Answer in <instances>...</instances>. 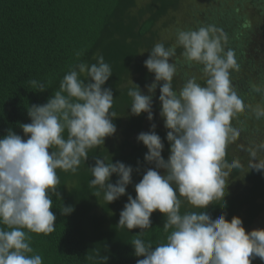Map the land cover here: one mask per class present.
Masks as SVG:
<instances>
[{"label": "clouds", "instance_id": "obj_1", "mask_svg": "<svg viewBox=\"0 0 264 264\" xmlns=\"http://www.w3.org/2000/svg\"><path fill=\"white\" fill-rule=\"evenodd\" d=\"M175 35L170 47L155 43L144 61L154 74V81L145 85L148 94L132 81L127 92L131 114L147 113L152 121L153 96L160 86L159 114L170 148L165 160L155 123L138 134L137 141L147 148L144 160L154 167L147 168L135 184L136 197L128 194L118 227L140 229L131 241L134 255L143 257L136 264H252L257 257L264 261V229L246 232L240 217L229 221L222 213L213 219L204 211L220 202L223 206L226 178L243 167L226 160V145L238 135L231 122L247 107L231 79V73L239 70L235 52L225 49L227 37L213 25L178 29ZM177 47L183 49L180 66H202L203 84L191 75L179 91L173 88L178 62L172 58ZM112 75L103 55L91 65H75L45 104L28 107L31 123L20 126L26 139L11 129L0 137V264H43L31 246V234L47 236L55 231L52 197L62 199L57 169L76 173L89 151L117 131L113 91L104 87ZM28 85L37 92L48 88L37 79H30ZM251 88L264 95V84ZM252 111L257 119L264 118V105L257 104ZM252 156L249 169L264 172V160H256L255 151ZM90 171L93 195L102 194L109 204L127 194L134 170L123 162L97 157ZM113 174L118 176L115 184L110 182ZM184 204L195 210L181 212ZM157 210L165 217L166 235L154 246L141 237L152 228L150 217ZM73 211L64 204L60 210L62 215ZM100 260L106 264L107 257Z\"/></svg>", "mask_w": 264, "mask_h": 264}, {"label": "trees", "instance_id": "obj_2", "mask_svg": "<svg viewBox=\"0 0 264 264\" xmlns=\"http://www.w3.org/2000/svg\"><path fill=\"white\" fill-rule=\"evenodd\" d=\"M248 3L256 13L248 14ZM182 4L183 0H0V137L8 129L24 137L20 126L31 123L28 107L45 104L75 65H91L98 55H103L113 73L104 87L113 91V110L117 114L113 123L117 131L105 138L104 145L89 151L88 160L81 163L76 173L57 169L62 199L52 197L55 231L47 236L31 234V246L42 256L43 264H102L100 258L105 256L106 264H136L143 259L134 255L131 244L140 229L118 227L128 194L136 197L135 184L147 168L154 167L145 162L147 148L137 141V136L148 132L155 123V132L164 143L165 160L170 145L166 139L168 130L159 114L160 86L153 96L152 121L147 119V113L131 114L132 100L127 92L133 82L148 94L145 85L154 81V74L147 70L144 61L155 43L172 46L178 29L213 25L222 31L227 37L225 49L234 50L239 64L231 79L247 106L232 120L238 135L226 145V160L238 161L242 170H233L226 178L223 206L220 202L221 205H209L204 211L213 219L222 213L229 221L238 216L246 232L264 229V172L248 167L254 151L256 160H264V149L260 148L264 144V118L257 119L252 111L257 104L264 105V95L251 88L253 84H264V0H212L206 9L196 2L186 7ZM182 52L177 47L172 58V62H178L173 79L176 91L191 75L204 83L202 66H180ZM30 79L44 81L48 88L34 91L28 85ZM97 157L123 162L134 170L127 194L109 204L102 194L93 195L94 189L89 187L93 179L90 167ZM117 180L113 174L110 182L115 184ZM63 204L72 206L74 211L62 215ZM191 210L195 209L188 204L181 208V212ZM150 219L152 228L144 230L141 238L155 246L166 235L162 228L165 217L157 210ZM252 264L264 261L257 257Z\"/></svg>", "mask_w": 264, "mask_h": 264}, {"label": "rangeland", "instance_id": "obj_3", "mask_svg": "<svg viewBox=\"0 0 264 264\" xmlns=\"http://www.w3.org/2000/svg\"><path fill=\"white\" fill-rule=\"evenodd\" d=\"M209 1H212V0H205V2L204 1H201L200 2V0H198V1H196V0H191V1H187V2H185L184 0H183V4H182V7H186V6H188L191 2H196V3H198L199 5H200V7H202L203 9L205 8H207V5L209 4ZM214 1H220V0H214ZM189 3V4H188ZM201 3V4H200ZM247 9H248V14L249 15H251V14H253V11H254V13H256V10H255V8L253 7V5H250L249 3H248V6H247ZM257 222H259V221H257ZM260 223V222H259ZM250 231H252L251 229H250ZM249 231V232H250Z\"/></svg>", "mask_w": 264, "mask_h": 264}]
</instances>
